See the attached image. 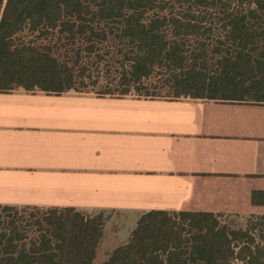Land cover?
I'll use <instances>...</instances> for the list:
<instances>
[{
	"label": "trees",
	"instance_id": "trees-1",
	"mask_svg": "<svg viewBox=\"0 0 264 264\" xmlns=\"http://www.w3.org/2000/svg\"><path fill=\"white\" fill-rule=\"evenodd\" d=\"M15 89L264 102V0H0ZM102 234L103 213L0 205V264H93ZM102 264H264V213L146 211Z\"/></svg>",
	"mask_w": 264,
	"mask_h": 264
},
{
	"label": "crops",
	"instance_id": "crops-1",
	"mask_svg": "<svg viewBox=\"0 0 264 264\" xmlns=\"http://www.w3.org/2000/svg\"><path fill=\"white\" fill-rule=\"evenodd\" d=\"M256 190L264 102L0 91V205L110 213L112 250L150 210L262 214Z\"/></svg>",
	"mask_w": 264,
	"mask_h": 264
},
{
	"label": "rangeland",
	"instance_id": "rangeland-1",
	"mask_svg": "<svg viewBox=\"0 0 264 264\" xmlns=\"http://www.w3.org/2000/svg\"><path fill=\"white\" fill-rule=\"evenodd\" d=\"M232 183H236V185L234 187H238L239 184L238 182H232ZM221 185H219V183H216V187H219ZM31 210H27L25 212H22L19 210V214H28ZM88 213V212H87ZM91 215H95L98 213H89ZM223 214V219L228 222L229 224H231L234 227H239L244 225L245 220L247 219L246 214L243 213H221ZM110 213H103V235L102 238L98 244L97 247V252H96V257L94 260L93 264H102L110 255V253L112 252V248L116 245V243L112 242L113 236L112 234L118 230L117 223H115L114 221H110ZM113 224V225H111ZM111 251V252H110Z\"/></svg>",
	"mask_w": 264,
	"mask_h": 264
}]
</instances>
